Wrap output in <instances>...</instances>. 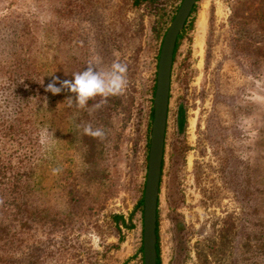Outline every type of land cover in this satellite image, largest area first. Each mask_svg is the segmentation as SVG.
<instances>
[{"label": "rangeland", "instance_id": "374dc122", "mask_svg": "<svg viewBox=\"0 0 264 264\" xmlns=\"http://www.w3.org/2000/svg\"><path fill=\"white\" fill-rule=\"evenodd\" d=\"M182 1L0 0V116L30 128L32 155L6 188L7 207L15 201L30 212V228L12 209L0 210L10 232L0 237L2 259L144 264L140 200L154 85ZM263 12L264 0H197L182 32L158 210L161 264H264ZM116 60L127 65L128 86L99 109L100 96L78 108L68 107L70 91H45L52 76L73 79L89 61L106 70ZM10 77L39 82L37 94L2 89ZM22 107L33 117L16 115ZM89 124L106 137L86 135ZM14 181L24 191L15 192Z\"/></svg>", "mask_w": 264, "mask_h": 264}, {"label": "water", "instance_id": "95a60500", "mask_svg": "<svg viewBox=\"0 0 264 264\" xmlns=\"http://www.w3.org/2000/svg\"><path fill=\"white\" fill-rule=\"evenodd\" d=\"M197 0H183L165 34L159 56L156 90L153 100L148 173L144 191V264H158V210L166 153L172 76L175 51L180 35L191 17Z\"/></svg>", "mask_w": 264, "mask_h": 264}, {"label": "trees", "instance_id": "16d2710c", "mask_svg": "<svg viewBox=\"0 0 264 264\" xmlns=\"http://www.w3.org/2000/svg\"><path fill=\"white\" fill-rule=\"evenodd\" d=\"M136 5H140L143 2L146 1H153L155 2L156 0H134ZM195 10V7L193 9V11ZM264 14V12H263ZM262 22V28L264 29V19L261 20ZM182 37V34L179 37V40L177 42V47H176V51H175V56H176V52L177 49L179 47L180 44V38ZM175 61V58H174ZM22 79V81L20 80ZM20 79H14L12 77L8 78L7 83H2V89H6L9 90L10 88H16V86L14 84H16L19 89L24 90L25 87L27 86V88L30 89V95L37 94V89H39V87L37 88V84H39V82H30L29 84V80L24 79L23 77H20ZM31 81V80H30ZM29 86V87H28ZM28 89V90H29ZM155 90H156V84L154 85V95H155ZM26 91V90H24ZM29 92V91H28ZM34 101V99H33ZM32 101V103H33ZM26 103V102H25ZM30 106V102L27 104ZM20 107V106H19ZM30 111V110H29ZM32 112L25 113L24 108L22 107L16 115L21 114L22 116H29V117H33L34 114H31ZM151 116H153V108H152V112H151ZM0 210L3 211L6 208L8 209H12L13 212H15L16 216L20 215L22 217L21 219V227L22 228H30V212H28L27 214H23L24 211L20 210V206L21 204H17L15 201L14 206L12 208L7 207L9 205L8 201L6 202L7 199V185L8 183H10L11 181L15 180L17 177H21L24 172L25 169L27 167L30 168V158H31V152H30V128L27 129V127H25L26 125H21L20 123H16L17 120H19V118H16V120H12L9 121L8 119L0 116ZM16 144H18V146H22L21 150L20 148L17 147V149H15V151H17L16 153L12 154L11 156L7 154V150L14 146ZM164 165H165V159L163 162V169H164ZM18 181H14V185H13V189L16 192H21L24 191L25 188L19 187V186H15V183L17 184ZM15 196V195H14ZM140 204L142 206L143 204V196L140 200ZM6 206V208H5ZM114 217L116 219V222L119 223V220H122L123 224H126L124 215L121 214H114ZM0 228L3 229L2 232H0V237L3 238H7L10 235V232L8 231V227H2L0 226ZM157 233H158V227H157ZM159 236V234H158ZM143 251V249H142ZM158 253H159V261L158 264H161V258H160V251H159V241H158ZM0 256H4L2 254H0ZM7 257V256H5ZM0 264H16L10 260L7 259H2L0 257ZM24 264H30V260L27 261Z\"/></svg>", "mask_w": 264, "mask_h": 264}, {"label": "clouds", "instance_id": "9594fccd", "mask_svg": "<svg viewBox=\"0 0 264 264\" xmlns=\"http://www.w3.org/2000/svg\"><path fill=\"white\" fill-rule=\"evenodd\" d=\"M72 76L73 79L64 80L52 76L45 88L46 92L54 95L62 91L73 93V96L68 97V107H72L74 101L78 108H85L89 100L100 96L103 99L94 105L99 109L107 102L108 97L122 95L128 86L127 65L119 60L114 61L106 70L99 69L96 63L89 61L85 70L73 73ZM83 131L93 138L103 140L106 137V132L102 128L94 129L90 124L85 126ZM52 171L56 174L60 169L54 168Z\"/></svg>", "mask_w": 264, "mask_h": 264}, {"label": "bare ground", "instance_id": "6f19581e", "mask_svg": "<svg viewBox=\"0 0 264 264\" xmlns=\"http://www.w3.org/2000/svg\"><path fill=\"white\" fill-rule=\"evenodd\" d=\"M206 30V15L205 13L200 14L199 20H198V34L196 37V43L198 46L201 48L203 47L204 43V33ZM196 125V120H192V127H195Z\"/></svg>", "mask_w": 264, "mask_h": 264}]
</instances>
